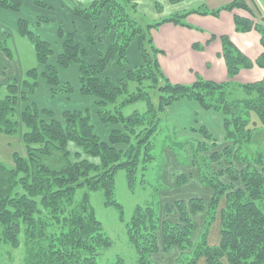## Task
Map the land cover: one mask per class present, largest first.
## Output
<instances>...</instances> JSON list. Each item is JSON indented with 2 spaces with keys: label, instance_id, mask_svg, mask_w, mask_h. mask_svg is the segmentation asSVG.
<instances>
[{
  "label": "trees",
  "instance_id": "1",
  "mask_svg": "<svg viewBox=\"0 0 264 264\" xmlns=\"http://www.w3.org/2000/svg\"><path fill=\"white\" fill-rule=\"evenodd\" d=\"M252 1L254 8L247 0H233L213 12L209 8L207 11V6H204L178 11L154 21L145 18L139 0H91L88 4L70 1L71 14L93 24L92 35L87 38L88 45L96 50L91 62L87 61L89 51L78 40L76 31H68L58 25L57 36L61 47L56 51L51 41L32 29L27 18L19 17L17 32L33 43L38 66H43V69L40 71L38 66L33 67L24 73L21 80L11 79L7 83V95L0 98V132L14 135L23 127L22 137L27 149L26 155L14 154L13 167L0 160V244L20 247V234L23 232V264H97L99 250L108 246L109 242L105 240L102 221L97 218L90 203V191L97 192L102 188L105 204H115V198L110 200V196L115 194L116 176L122 169L126 171L131 188L134 189L138 182L139 169L143 171L144 184L149 179L153 185L154 174L149 175V171L156 155L154 153L149 157L143 170L145 162L140 160V154L143 151L147 157L164 142H170L177 157L181 156L178 147L190 145L194 154V151L209 149V146H204L210 142L213 148L207 153L213 152L211 156L207 155L209 161L219 160L223 156L229 164L233 158V146L242 142L240 137H246L247 143L255 139L253 130L264 126V78L244 83L236 80L243 68L255 65L264 68V9L259 0ZM32 2L38 9H54L45 0ZM23 3V0H0V9L19 14ZM234 9L245 10L251 15H255L254 9H257L261 14L257 19L235 15L237 31L259 32L263 52L258 59L252 61L229 36L224 35L220 39L228 81L217 83L198 76L192 84L170 83L159 61V54L164 51L157 47L153 30L164 23L191 27L187 22L191 13L219 16L223 10L232 12ZM103 16L106 19L103 29L99 31V20ZM37 18L39 24L54 22L44 13H38ZM97 36L99 39L111 36L105 48L99 46ZM135 43L136 52L130 55ZM0 51L8 59L14 58L8 39L0 38ZM138 56L141 60L139 63ZM112 63L128 68L127 72L114 79L107 73ZM72 66L78 67L76 85L61 77V70ZM39 77L51 87L53 98L65 95L69 101L77 94L86 101V98L93 97L96 99L95 109L85 105L57 112L53 107L41 106L37 100L31 99L39 89ZM147 82L151 83L150 88ZM232 85L241 88L245 96L256 94L255 98L248 100L249 103L245 100L247 98L238 97L240 100L231 103L225 98L222 106L221 97L228 96L223 89ZM206 90L212 95L214 91H220V105L207 100ZM157 94L156 104L154 97ZM188 98L194 99L206 110L223 111L224 141H231L232 145L227 144L222 151H214L220 143L213 131L205 126L193 129L202 136L203 141L189 135L179 136L180 129L169 128V116L166 114V118H163L166 108ZM21 102L26 103L22 109L19 108ZM239 105L246 108V117L239 111L231 119L228 115L232 114V107ZM129 109L130 112L127 111ZM97 121L111 126L107 138L99 132ZM117 123L121 127H115ZM70 142L85 154L99 158L100 163L87 158L73 161ZM123 145L125 150L121 148ZM240 153L238 159L246 163L243 170L246 173L240 171L238 177L233 179L241 176L245 191L250 195L245 196L242 187L233 190L230 195L232 202H229L221 218V241L218 245H210L208 237L216 218L215 210L224 194L223 188L220 189L215 183L210 184L214 194L209 204L192 197L165 205L167 212L177 209L180 213V221H166L163 224L165 249L176 247L181 251L178 264H200L202 257L206 258L208 264H264V154L242 158ZM77 155L81 156L80 152ZM195 165L196 162L192 164ZM198 169L203 181L207 182L202 166L198 165ZM156 170L162 178L160 169ZM229 171L228 166L214 173L223 175ZM188 182L187 174L176 176V186L182 187ZM80 189L85 191L77 200L76 194ZM154 206L138 207L130 223L129 238L137 251L139 264H157L152 255L159 251V223H156V219L160 204L155 203ZM202 211L206 212V220L199 230L192 214ZM197 232L199 234L195 240ZM224 257L228 263L222 262Z\"/></svg>",
  "mask_w": 264,
  "mask_h": 264
},
{
  "label": "rangeland",
  "instance_id": "2",
  "mask_svg": "<svg viewBox=\"0 0 264 264\" xmlns=\"http://www.w3.org/2000/svg\"><path fill=\"white\" fill-rule=\"evenodd\" d=\"M23 8L22 11L23 14L28 16L30 18V21L32 23V29L38 32L42 37L48 39L53 43L55 46V50L59 51L61 47V41L58 40L57 28L56 24L61 23L65 28L70 27L69 29H76V31L79 32L80 38L84 43H87V38L92 35L91 29L85 28L83 25H79L78 22H71V17L64 13V10H59V3L61 5L64 4L63 9H65V2L67 0H61L63 2H56L55 0V7L53 9V15H55V22L56 24H42L38 23V18L35 19V12H33V9H30V6L28 7V4H30L33 7V3L31 0H23ZM49 2L53 3V0H47ZM70 1H80L84 4H88L91 0H68ZM227 1H233V0H227ZM141 4V11L143 12L145 18L149 21H154L156 19H161L163 16L171 15L172 13H176L178 11L187 10L190 7L191 8H198V7H206V10L208 11V8L211 12L215 11L216 9L228 4H224L225 2L223 0H178V2L174 0H139ZM173 2H176L177 4H173ZM249 5L254 8V4L252 0H247ZM260 4L264 6V0H259ZM230 3V2H229ZM159 5V6H158ZM160 10H158V7ZM161 7V8H160ZM190 8V9H191ZM59 10V11H56ZM68 9V8H67ZM176 9V10H174ZM256 11L255 15L248 16L252 19H257L261 16V14L258 12L257 9H254ZM52 11V10H51ZM37 12V11H36ZM50 12V10H45V13ZM247 12V11H246ZM44 13V12H43ZM38 14V13H37ZM25 16V17H26ZM4 16L0 13V24H2V27H0V38L1 39H9L8 44L13 49L15 59L12 61H8L6 67H4L2 70H0V98H4L7 93V83L11 79H18L21 80L24 76V73H26L29 69H32L33 67L38 66V62L36 59L35 49L33 43L30 41V39L26 36L20 35L16 27H14V23L7 21H3L1 19ZM27 18V17H26ZM106 19V16L99 20V31L103 29V24ZM144 22V20H143ZM188 22V18H187ZM13 33V34H11ZM111 37V36H110ZM110 37H103L102 39H99L98 36L96 37L97 42L99 46L106 47ZM88 44V43H87ZM136 52V43L133 44L132 50L130 52V55L135 54ZM0 54H3L0 52ZM93 56H89L87 58V61L91 60L93 61ZM5 57V56H4ZM96 58V57H95ZM137 58V56H136ZM54 61V57H53ZM52 61V62H53ZM137 61V60H136ZM141 62L140 57L138 56V62ZM39 70L41 71L43 69V66H38ZM77 66H72L68 69H62L61 70V77L63 80H71L72 82L77 83V77H78V71ZM128 68L126 67H119L116 63H112L110 67L107 69V73L112 75L114 79H118L120 76L124 75L127 72ZM167 76V75H166ZM197 76H200L197 74ZM168 77V76H167ZM202 77V76H201ZM39 89L37 91V94L34 97H31L33 100H37L38 103L41 106H49L53 107L57 112H61L62 110L66 108H72L75 106H85L90 105L95 109L96 105V99L93 97L86 98L87 100L84 101V99H81L77 97V94H75L71 100L68 101V98L66 99V96H57L53 98L51 93V87L46 84L45 80L42 77H39ZM169 78V77H168ZM237 78V77H236ZM202 79L206 81H210L206 78ZM197 80V79H196ZM195 80V81H196ZM170 83L175 84H184L180 83L174 80H171L169 78ZM241 81V80H240ZM242 82V81H241ZM223 83V82H222ZM244 83V82H243ZM151 83L147 82V87L150 88ZM223 90H225L226 94L228 96H222V106L225 104L224 99L231 103V101L234 100H240L239 98H247L246 102L249 103L250 100H253L255 98L256 94L251 93V96L247 95L245 96L242 93L241 88L237 87V85H232L230 87H225ZM206 97L208 98V101H212L213 103L220 105V91H214L213 95L210 91H205ZM168 94V93H166ZM239 97V98H238ZM257 99V98H256ZM55 100V101H54ZM249 100V101H248ZM154 101L157 104L158 102V94L154 97ZM188 102V103H182L179 106L175 105L174 110H172L171 107H167L165 110V113L163 114V118H166L169 116L170 122H168V126L170 129L172 127L180 129V135H189L190 138L194 137L197 138V140L203 141L202 136L200 134H196L194 132V128H199L201 126L207 127V129H211L213 131V134L215 138L219 141V145L216 147L214 151H222L225 147V145L233 143L231 141H224V130H223V122H224V115L223 111H217L216 109H211L208 111V109L200 108L197 101H195L192 98L183 99L179 102ZM86 102V103H84ZM26 105L25 102H21L19 105V108L22 109ZM249 105V104H248ZM222 108V107H221ZM95 112V110H93ZM130 112V109L127 110ZM232 114L228 115L232 119L239 111L243 112L244 117H246V108L242 105H239L238 107H232ZM171 115L174 119L172 120ZM158 115V112L156 113ZM234 115V116H233ZM255 117V116H254ZM250 118H248V121ZM99 132L102 134V136L107 138V134L109 133L111 126L102 124L101 122H96ZM230 124H232L230 122ZM152 126V125H151ZM258 126L260 124L258 123ZM115 127H121L120 123H117ZM113 128V126H112ZM160 128V124L158 126ZM158 128L156 127V130L158 131ZM23 127L14 135L10 134H4L0 132V160L6 164L8 167L14 166V154L17 152L20 155H26L27 149L26 145L23 141ZM168 133H172L169 130H167ZM142 133V132H141ZM140 133V134H141ZM166 134V131L164 132ZM253 135L255 136V139L250 143H247V139L241 138L240 140L242 142H238L233 146V158L231 161L226 162L224 158H220L219 160H212L209 161L208 156L212 155L213 151L209 150L213 148L212 144L210 142H207V144L204 146L205 148L209 149L207 150H197L192 151V148L190 145L182 146L180 149L178 147L179 152L181 153V156H176L175 151L170 146V142L163 143L160 146L157 147V150L153 151V153H149L148 156H144V152L142 151L140 154V160H143L145 162L143 166V170L147 162L149 161V157L155 153L156 159L154 163L152 164V167H150L149 175L153 173V185H165L167 187H156L149 183V179H147V183L144 184L142 172L140 169L138 170V182L136 183L135 188H131L128 184L129 182L127 179L126 171L123 169L120 170L117 173L116 176V186H115V194H112L110 196V200L112 198H115V204L109 205L105 204V197H104V190L101 188L99 191L94 192L90 191V203H92L95 214L97 218L102 221L103 224V230H104V237L106 238V242L108 246H104L102 249L99 250L100 255L97 258V264H116L119 262L120 264H139V257L137 254V251L135 247L130 242V223L132 222L133 216L135 214V211L138 207L142 206V208H146L148 206L156 207L154 206L155 203H159V214L157 215L156 223H159V227L157 230V240H158V246L159 251L157 253H154L152 255V258L157 264H178L177 260L178 257L181 255V251H178L176 248H173L172 250L165 249L164 247V229L163 224L166 221L171 222H178L180 221V213L179 212H167V209L165 207L166 204H174L176 200L179 199H188L191 197H196L195 199L203 200L205 204H209L210 200L212 198L213 189L210 187L211 183H215L220 186V189L223 188V195L220 197V202L218 205V209L215 211L217 221L216 224V237H213V234L215 232V229L212 231V237L210 245H216L214 240L218 238V232L220 227L221 229V218L223 215V211L228 208V204L230 201V195L232 194L234 189L237 188H244V195L248 196L250 195L248 192H246V187L244 186V182L242 177L240 176L238 179H233L238 177V173L240 171L244 172L243 170L246 167V163L240 161L238 159V155L241 153V157L247 156L249 158H254V156H257L258 153L264 154V126H260L258 130H253ZM180 139V138H179ZM255 141V142H253ZM121 146V145H120ZM242 146L245 148L242 149ZM119 147V146H118ZM71 152H72V160H78L81 158H87L95 163H100V159L94 156H90L88 154H85L81 148H79L77 145H74V143L70 142L69 146ZM123 150H125V146L123 145L121 147ZM156 148V145H155ZM252 151V153H251ZM77 152H80L81 156L77 155ZM196 158V160H194ZM179 160V161H178ZM196 162L197 165L192 166L193 162ZM251 160V159H249ZM198 165L202 166V169L204 171L205 177L207 179V182L203 181L201 174L198 169ZM150 166V164L148 165ZM148 166L147 171L148 172ZM229 166V173L223 174V175H215V171L224 170ZM156 169H160V171L163 174V177L161 178V175L159 171ZM168 170V171H167ZM154 171V172H153ZM146 172H145V178H146ZM180 173L187 174L189 176V182L182 187H178L175 185L176 176ZM246 173V171L244 172ZM94 175V173H93ZM148 175V176H149ZM215 178V179H214ZM211 179H214L210 182ZM244 186V187H243ZM133 189V190H132ZM168 189V190H165ZM85 189H80L76 194V199L79 200L83 194ZM208 200V202L206 201ZM202 202V201H201ZM173 213V215L171 214ZM194 214H192V217ZM215 228V226H214ZM197 234H195L194 238L197 239ZM219 236H221V231L219 233ZM21 238V245L18 248H14L11 245L6 244H0V264H23V258L25 255V243H24V233L21 232L20 234ZM221 239V238H220ZM220 243V242H219ZM218 243V244H219ZM217 244V245H218ZM180 250V249H179ZM179 252V253H177ZM206 260V258L204 259ZM204 263L201 264H208L207 260L204 261ZM222 262L228 263V260L226 257L221 259ZM202 262V261H201Z\"/></svg>",
  "mask_w": 264,
  "mask_h": 264
},
{
  "label": "crops",
  "instance_id": "3",
  "mask_svg": "<svg viewBox=\"0 0 264 264\" xmlns=\"http://www.w3.org/2000/svg\"><path fill=\"white\" fill-rule=\"evenodd\" d=\"M45 1L48 4L53 5L54 8H56L55 1L63 2L61 0H55V1L53 0V3L47 0ZM223 1L225 2L224 4L231 2L227 0H223ZM176 2H173V4L171 5L177 4ZM65 3H66L65 9H63L64 4L61 5L59 3L60 5L59 10L60 9L64 10V13L71 17L70 19L71 22L73 23L78 22L79 25H83L85 28L91 29V25L93 24L83 19L74 17L71 14L68 0ZM29 6H30V9L32 8L33 12H35L34 14L35 19L38 15L37 13L43 14L44 12V15L48 16V18L53 19L54 22L51 24H56L55 15H53V10L52 11L50 10V12L45 13L46 9H38L35 6L32 7L30 4H28V7ZM190 8L187 10H190ZM262 8L264 9L263 5H262ZM59 10L56 9V11H59ZM0 13L2 14V16H4L3 17L4 19H1V20L3 21L7 20L9 22L10 21L13 22L14 23L13 25L16 28H17V20L19 17H24V18L27 17V19L30 21V18L24 15L23 11H21L18 14L12 11L0 9ZM235 15H240V16H245V17L250 16L248 12L242 9H234L232 12L223 10L221 11L219 16H214L212 14L202 15L199 13H191L187 17L188 23L191 25V27L177 25L174 23H164V24H161L158 29L153 30L154 41L157 47H159L160 49L164 51L163 54H159V61H160V64L162 66L164 73L171 80L184 83V84L194 83L198 77L197 74H199L203 78H206L210 81H214L217 83L228 81L229 80L228 69H227L225 59L222 56V52H223L222 51V41L220 39L224 35L229 36L232 39V41L240 48V50L244 52L248 57H250L252 61L255 62L256 59H258V57L263 52V46L261 44V36L259 32H257L256 30H251L245 33L237 31L236 25H235ZM42 24L45 25L47 23H42ZM58 25L63 26L61 23H59V24H56V28ZM0 27H2V24H0ZM69 28L70 27L65 28V29L68 31H71V30L76 31V29H69ZM76 35H77L78 40H80L84 44V46L88 49L90 57L92 55L96 56V50L94 48H91L87 43H84L82 41L78 31H76ZM4 56H5L4 54H0V70L6 67L8 61H12L15 59V56L13 59H8L6 56L5 57ZM77 71H78V68H77ZM236 77H237L236 80L238 81L241 80L242 82L259 81L264 78V68H261L257 65H255L252 68H243L241 69V71ZM78 78H79V73H78L77 80ZM182 103H188V102L177 101L176 103L172 105V110H174L175 105L179 106ZM170 116L172 120L174 121L171 115V112H170ZM165 190H168V189H165ZM206 201L208 202V200ZM174 212H179V211L175 209ZM171 214L173 215V213ZM194 218L197 221L198 228L200 230L204 226V223L206 220V212L205 211L198 212L194 215ZM216 224H217V221L214 220V222L212 223L210 227V232H209V237H208V240H209L208 242L210 244H212L211 242H213L211 241L213 229H215L213 237L214 238L216 237ZM217 228L219 229L218 238H216L214 241L219 243L221 241L220 239L221 236H219L221 229L218 226ZM218 243H215V244L217 245ZM173 248H176V247H173ZM176 249L180 251L178 248ZM204 259L205 257H202L199 260L200 264L204 263L203 262Z\"/></svg>",
  "mask_w": 264,
  "mask_h": 264
}]
</instances>
